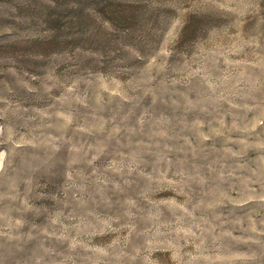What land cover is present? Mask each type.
Returning <instances> with one entry per match:
<instances>
[{
    "label": "rangeland",
    "instance_id": "1",
    "mask_svg": "<svg viewBox=\"0 0 264 264\" xmlns=\"http://www.w3.org/2000/svg\"><path fill=\"white\" fill-rule=\"evenodd\" d=\"M0 264H264V0H0Z\"/></svg>",
    "mask_w": 264,
    "mask_h": 264
},
{
    "label": "trees",
    "instance_id": "2",
    "mask_svg": "<svg viewBox=\"0 0 264 264\" xmlns=\"http://www.w3.org/2000/svg\"><path fill=\"white\" fill-rule=\"evenodd\" d=\"M105 7V15L108 18L107 21L112 24L118 25L121 28L126 27L129 24L130 18L128 16L127 8L125 5L109 4ZM78 19L81 20L80 16Z\"/></svg>",
    "mask_w": 264,
    "mask_h": 264
}]
</instances>
